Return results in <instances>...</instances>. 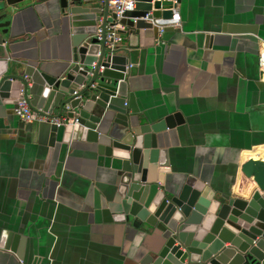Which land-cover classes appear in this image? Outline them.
Segmentation results:
<instances>
[{
    "label": "crops",
    "instance_id": "0c3cea01",
    "mask_svg": "<svg viewBox=\"0 0 264 264\" xmlns=\"http://www.w3.org/2000/svg\"><path fill=\"white\" fill-rule=\"evenodd\" d=\"M84 4L103 8V0ZM174 14L178 24L152 47H140L127 27L116 47L130 54L126 99L141 123L182 119L163 133L154 176L171 190L193 176L216 195L244 198L242 163L264 159V0H180ZM93 18L63 17L59 0H0V57L62 64L72 36L92 29ZM13 109L0 108V264L131 259L137 237L102 221L101 197L112 189L106 160L86 142L57 136L51 144L52 123H22ZM7 231L25 239L22 258L3 246Z\"/></svg>",
    "mask_w": 264,
    "mask_h": 264
},
{
    "label": "water",
    "instance_id": "95a60500",
    "mask_svg": "<svg viewBox=\"0 0 264 264\" xmlns=\"http://www.w3.org/2000/svg\"><path fill=\"white\" fill-rule=\"evenodd\" d=\"M27 1L5 0L9 7ZM86 1L59 0L65 18L94 15L92 29L72 36L62 64L0 57V108L14 106V116L24 123L15 114L24 99L31 110L65 120L51 124V144L57 136L66 144L86 142L106 160L112 189L109 200L101 197L102 221L139 241L123 264H264V159L250 158L240 167L246 198L216 195L193 176L175 190L155 178L163 133L182 119L173 114L141 123L140 114L130 110V54L107 49L96 38L97 28L116 17L107 0L100 9L84 7ZM134 1L135 9L120 23L138 35L140 47H152L165 30L159 35L154 21L171 19L180 0ZM5 239L1 246L22 258L25 239L8 231Z\"/></svg>",
    "mask_w": 264,
    "mask_h": 264
},
{
    "label": "built area",
    "instance_id": "2783aa9c",
    "mask_svg": "<svg viewBox=\"0 0 264 264\" xmlns=\"http://www.w3.org/2000/svg\"><path fill=\"white\" fill-rule=\"evenodd\" d=\"M108 7L111 9L116 19L113 24H107L103 29L101 26L97 28L96 38L97 40L103 41L107 49L114 50L117 45L122 42L120 31L124 29V26L120 23L126 14L132 12L135 9L134 0H107ZM148 16V14H147ZM179 22V15L173 14L171 19L166 20H155L154 24H157L159 35L162 34L163 29L167 26L177 25ZM259 67L261 70L264 69V47L259 51ZM95 64L92 65L94 67ZM16 116L25 123H38V122H50L57 126L65 124L63 119H49L44 114L36 112L30 109L28 102L24 99H20L16 109Z\"/></svg>",
    "mask_w": 264,
    "mask_h": 264
}]
</instances>
